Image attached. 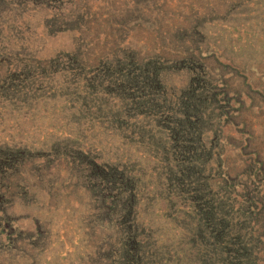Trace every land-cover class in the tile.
<instances>
[{
    "label": "rangeland",
    "instance_id": "rangeland-1",
    "mask_svg": "<svg viewBox=\"0 0 264 264\" xmlns=\"http://www.w3.org/2000/svg\"><path fill=\"white\" fill-rule=\"evenodd\" d=\"M0 264H264V0H0Z\"/></svg>",
    "mask_w": 264,
    "mask_h": 264
},
{
    "label": "trees",
    "instance_id": "trees-1",
    "mask_svg": "<svg viewBox=\"0 0 264 264\" xmlns=\"http://www.w3.org/2000/svg\"><path fill=\"white\" fill-rule=\"evenodd\" d=\"M208 208L211 211L210 216H211L212 220H214L215 222H220V214L217 215V212L212 213L213 210H218V209L214 205L211 207H208ZM221 221H222V223L225 222L226 221L225 217H224V219L222 217ZM206 246H207V244H206ZM213 248H215V247H213Z\"/></svg>",
    "mask_w": 264,
    "mask_h": 264
}]
</instances>
